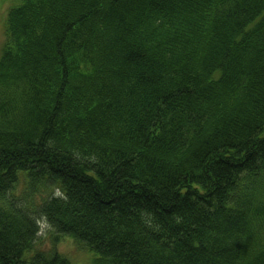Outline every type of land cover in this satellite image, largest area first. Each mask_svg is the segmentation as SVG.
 Masks as SVG:
<instances>
[{
	"label": "trees",
	"instance_id": "trees-1",
	"mask_svg": "<svg viewBox=\"0 0 264 264\" xmlns=\"http://www.w3.org/2000/svg\"><path fill=\"white\" fill-rule=\"evenodd\" d=\"M40 224L94 264H264V0L11 9L0 264H72Z\"/></svg>",
	"mask_w": 264,
	"mask_h": 264
},
{
	"label": "rangeland",
	"instance_id": "rangeland-1",
	"mask_svg": "<svg viewBox=\"0 0 264 264\" xmlns=\"http://www.w3.org/2000/svg\"><path fill=\"white\" fill-rule=\"evenodd\" d=\"M21 2L22 0H0V55L5 42V26L8 12L13 7L18 6ZM52 239H55V237L50 234L47 226L44 224L41 225L37 249H51L54 242ZM56 244L58 251L63 256L67 257L72 264H94V260L97 258V255L90 252L87 253L70 238L64 240L59 239Z\"/></svg>",
	"mask_w": 264,
	"mask_h": 264
},
{
	"label": "bare ground",
	"instance_id": "bare-ground-1",
	"mask_svg": "<svg viewBox=\"0 0 264 264\" xmlns=\"http://www.w3.org/2000/svg\"><path fill=\"white\" fill-rule=\"evenodd\" d=\"M20 4H21V3H20ZM20 4H19V5H20ZM19 5H18V6H19ZM15 7H17V6H15ZM13 8H14V7H13ZM13 8H12V9H13ZM10 10H11V9H10ZM10 10H9V11H10ZM7 17H8V15H7ZM6 21H7V18H6ZM40 225H43V224H40ZM66 238H69V237H67V236H65V235L57 236V239L53 242V244H52V248H51L50 250L53 249V250L56 251L57 254L62 255V254L58 251V249H57L58 247H57L56 242L59 241V239L64 240V239H66ZM35 244H36V245H35V249H37V242H36ZM34 251H35V250H34ZM85 251H86L87 253L89 252V251H87V250H85ZM34 253H35V252H34ZM32 254H33V253H32ZM32 254L27 255V257H30ZM62 256H63V255H62Z\"/></svg>",
	"mask_w": 264,
	"mask_h": 264
}]
</instances>
